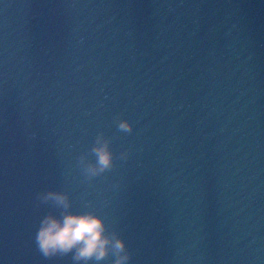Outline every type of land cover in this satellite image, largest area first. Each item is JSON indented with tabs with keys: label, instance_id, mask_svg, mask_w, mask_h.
Segmentation results:
<instances>
[{
	"label": "water",
	"instance_id": "water-1",
	"mask_svg": "<svg viewBox=\"0 0 264 264\" xmlns=\"http://www.w3.org/2000/svg\"><path fill=\"white\" fill-rule=\"evenodd\" d=\"M47 191L126 264H264V0H0V264H77Z\"/></svg>",
	"mask_w": 264,
	"mask_h": 264
},
{
	"label": "clouds",
	"instance_id": "clouds-1",
	"mask_svg": "<svg viewBox=\"0 0 264 264\" xmlns=\"http://www.w3.org/2000/svg\"><path fill=\"white\" fill-rule=\"evenodd\" d=\"M119 129L131 132L126 121L119 124ZM92 152L97 159L96 166L89 167V173L97 175L112 167L113 156L108 142L94 147ZM36 199L46 205L51 202V206L59 210V215L50 212L40 220L35 235V244L44 258L51 260L72 254L77 264L80 261L99 264L109 256L113 257L112 264H126L132 258L125 241L116 232L109 235L105 220L99 215L70 211L67 194L47 191L38 193Z\"/></svg>",
	"mask_w": 264,
	"mask_h": 264
}]
</instances>
